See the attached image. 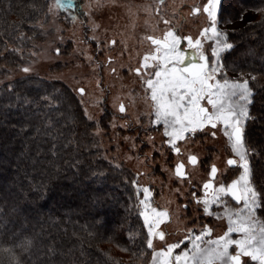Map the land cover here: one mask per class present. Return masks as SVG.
I'll return each mask as SVG.
<instances>
[{
    "label": "trees",
    "instance_id": "trees-1",
    "mask_svg": "<svg viewBox=\"0 0 264 264\" xmlns=\"http://www.w3.org/2000/svg\"><path fill=\"white\" fill-rule=\"evenodd\" d=\"M46 7L47 0H0V264H17V259L19 264H124L109 244L138 258L143 255L141 263L151 264L137 205L143 192L132 168L122 159H106L94 124L71 86L18 71L25 53L15 47L29 46ZM228 7L234 16L241 7L256 12L257 18L244 35V29L233 33L218 23L233 45L221 53V63L230 72L264 75V0ZM12 68L17 72L11 76ZM258 82L250 81L254 119L248 122L247 139L259 152L264 150L257 132L264 88ZM113 145L108 141V147ZM259 159L253 157L251 163L264 184ZM76 161L79 165L72 166ZM115 184L123 191L112 189ZM257 215L264 221V211ZM27 241L31 245L25 250L21 245Z\"/></svg>",
    "mask_w": 264,
    "mask_h": 264
},
{
    "label": "snow or ice",
    "instance_id": "snow-or-ice-1",
    "mask_svg": "<svg viewBox=\"0 0 264 264\" xmlns=\"http://www.w3.org/2000/svg\"><path fill=\"white\" fill-rule=\"evenodd\" d=\"M159 2L162 4L163 0ZM220 3L221 0H207L203 6L209 26L200 32V37L213 41L211 61L205 55L202 39L181 37L175 31L168 30L162 38H145L150 41L153 50L146 53L140 66L134 69L136 75L142 78L145 99L150 101V115L155 117L152 122L163 125V135L171 151L180 155L178 142L190 140L206 130L215 137L216 131L222 129L233 154L226 164L239 173L230 183H220L217 187L215 180L219 169L212 164L209 179L203 183L204 197L196 199L206 215H212L213 205L224 209L223 218L227 220L224 234L206 240L205 237H210L212 230L205 226L199 235L188 237L191 249L173 255L183 242L169 244L166 249L153 252L151 264H264V221L257 215L258 211H264V184L256 179L251 163L253 157L264 155V150L258 152L249 147L247 139L248 122L254 119L250 108L255 94L247 79L229 81L217 78L223 67L221 53L233 48L227 34L217 27ZM75 7L73 0H56L55 3L58 11L69 12L70 15ZM49 11H52L51 7ZM193 11L198 13L200 9L194 8ZM75 18L72 16V19ZM164 23L169 22L165 20ZM184 44L186 47H182ZM56 51L59 54V49ZM22 71L27 74L31 69L23 67ZM251 79L256 78L253 76ZM78 91L84 94L83 88ZM44 99L47 101L48 97ZM119 111H125L123 104ZM187 163L195 167L200 160L197 155L189 154ZM78 165L79 161H76L72 166ZM115 167L118 169L120 166ZM174 175L180 181L189 180L185 163L176 164ZM140 191L137 188V194ZM142 192L144 198L140 200L142 210L139 215L147 228V248L152 249L154 238L165 239V233L159 227L168 213L151 207L149 188L144 187ZM192 196L196 197V193L193 192ZM228 197L242 206L233 210L229 207ZM217 218H221L219 214ZM233 233L238 234V238H232ZM30 245L31 241H27L21 247L27 250Z\"/></svg>",
    "mask_w": 264,
    "mask_h": 264
},
{
    "label": "rangeland",
    "instance_id": "rangeland-1",
    "mask_svg": "<svg viewBox=\"0 0 264 264\" xmlns=\"http://www.w3.org/2000/svg\"><path fill=\"white\" fill-rule=\"evenodd\" d=\"M205 1L206 0H163V3L158 5V0H155V8L159 7V15H161V17H166V19L170 21L171 27L179 31L181 37L191 36L194 40L197 38L202 39L204 52L208 51L211 53L212 46H214L213 41L200 37V32L205 27L209 26L207 15H204L202 12L198 15H190V8L192 6L198 5L201 7ZM242 1L243 0H221L218 8L217 27L220 24L223 30L229 32L235 33L236 31L239 32V29H244L242 34L248 33V28L246 27L252 20L257 18V13L250 9H242L239 7V12L234 16L231 14L230 8L228 7L229 5L239 6ZM55 3L56 0H47L46 16L44 20H41L38 24V33L29 39V46L26 49L15 47L19 54L23 53V51L25 53V55L23 54L25 57H22V62H24V64L18 68V71H22L23 67H29L31 69L30 72L39 73L41 76L49 79L60 80L71 86L72 89H74L75 95L79 98L80 105L85 115L94 124L92 129L94 133L100 137V144L102 145L103 154L106 159L109 160V158L112 157H114L116 161L122 159L126 165L132 168L133 172L136 174H134L136 177V184L143 189L147 184L149 185L154 181V174L152 172L153 164L155 163V160L152 159L153 141L148 139L146 141L137 142L135 133H128L124 130L116 114L111 116L107 113L105 109L107 104H105V101L111 104L113 99L110 98L107 100L104 98L105 91H103V87L100 83L96 85V83L99 82V78L96 77L94 73L95 70H98L100 67L103 68L104 62L100 58V53L98 56H94L89 41L91 35L90 25L93 24L95 18L100 22L102 31L106 29L111 32L114 31L116 27L120 29L124 28L123 22L127 17V22L125 21V24H127L125 26L127 31H129L128 22L133 21V18H130L131 15L127 7L136 4L134 0H73V4L76 5V7L71 11L70 15L69 12L58 11L55 8ZM22 7L23 5H20L19 9L21 10ZM49 7L52 8V11H49ZM78 9L82 10L81 14H79L80 12ZM112 10H114V15L111 19H108L107 17L110 16ZM21 13L24 12L21 11ZM72 16L76 18L72 19ZM20 18H16L18 22L22 21ZM219 18H221V21H219ZM157 19L159 20L158 17L156 20ZM110 26L112 29H109ZM239 40L237 39L236 42H240ZM241 41L243 42V40ZM128 43H131V39L127 44ZM57 49H59V54H57ZM246 50L247 46L244 45L243 52ZM227 70L224 66L222 67L220 75L223 79L226 78L229 81H242L243 79H247L250 84L251 78L254 76L256 78L255 80L259 81L258 86L264 88V75L258 72H245L241 74ZM11 72L12 76L17 70L12 68ZM239 75L245 78L239 79ZM81 88L84 89L83 95L78 91ZM118 88H120V86H118ZM262 103V112L259 114L261 120L259 124L257 123V132L262 135V140L264 141V101ZM108 135L110 138L107 139L106 136ZM108 141L114 143L112 148L111 146L108 147ZM193 141L195 142L194 145L200 149L197 140L194 139ZM203 143H205L207 148L206 153L209 155V152L214 151L212 159L218 161V163L221 160L219 164L223 166L224 170L226 166L223 160L226 154H229V152L231 153L227 140L223 139L221 142L207 139ZM203 143L202 149L204 150L205 145ZM221 145L222 156L217 155L216 149L220 148ZM140 153L143 154L139 157L138 155ZM263 158L264 155H260L259 164L262 170V181H264V176H262V174H264ZM120 160L118 164H121ZM92 181H94V179H92ZM126 182L127 181H125V183ZM112 189L123 191L122 185L115 184ZM140 196L137 205L141 207L140 200H142L144 196L142 194ZM224 227H220L216 230L218 234L224 230ZM155 243L154 238L153 248L149 249L151 252L149 257L147 256L149 262H152ZM158 244L162 245L160 242ZM107 246L109 247V251L121 259L124 264H142L141 258L144 257L143 255L138 258L135 255H130L126 252V249L114 247L112 244ZM146 249L148 250L147 247Z\"/></svg>",
    "mask_w": 264,
    "mask_h": 264
},
{
    "label": "flooded vegetation",
    "instance_id": "flooded-vegetation-1",
    "mask_svg": "<svg viewBox=\"0 0 264 264\" xmlns=\"http://www.w3.org/2000/svg\"><path fill=\"white\" fill-rule=\"evenodd\" d=\"M134 2L136 5L127 7L131 15L130 18H133V21L128 22L129 31H127L125 26L127 17L123 18L124 28L116 27L111 32L106 29L102 31L100 22L96 18L93 24L90 25L91 32H89L91 35L89 41L94 56H98L100 53V58L104 62L103 68L100 67L94 73L99 78V82L96 85L100 83L103 91H105L104 98L107 100L113 99L111 104L105 101L107 105L105 106L104 104V106L107 113L111 116L116 114L123 125V129L128 133H135L137 142L148 139L153 141L152 159L155 160V163L153 164L152 172L154 181L149 185L147 184L146 187L149 188L152 194L150 197L151 207L157 209V211H166L168 213V217L165 218L159 227V230L165 233V239L161 241L155 238V251L166 249L167 245L182 241L181 247L174 250L173 255H176L181 251L191 249V240L188 237L190 235H199L205 226L212 230L211 236L205 237L206 240L215 239L218 235H223L227 230V220L223 218L224 209L222 207L213 205L211 208L212 215H206L203 212V206L196 203L197 198L204 197L203 183L209 179L211 165L215 164L219 169L215 180L217 187L220 183H230L239 173L230 169L226 164L227 159L233 157L232 153L226 154L223 160L226 166L224 170L223 166L219 164L221 160L218 163V161L212 159L214 151L209 152V155L206 153L207 148L205 143H203L205 140L210 139L222 142L223 139H226L223 136L222 129L216 131L215 137H212L211 133L206 130L205 132L197 133L190 140L178 142L181 154L177 155L170 150L169 145L166 143L167 138L163 135V125L153 124L152 121L155 117L150 115L152 111L150 101H146L142 78L136 75L134 69L140 66L143 56L153 50L150 41L145 39L147 36L162 38L168 30L175 31L177 35L180 33L176 28L171 27V23L166 17L159 15V7L155 8V0H134ZM157 3L158 5L161 4L159 0ZM206 3L207 0L201 7L198 5L192 6L190 15L203 13V6ZM194 8H199L200 12L195 13L193 11ZM113 12L114 10L111 11V17H107L108 19L113 17ZM203 14L206 15L205 13ZM157 17L159 20H156ZM165 20L169 23L165 24ZM109 29H112L111 26ZM130 39L131 43L127 44ZM112 41H115V43H112ZM182 47H186L185 44ZM205 55L209 57L210 61L212 60L211 53L205 51ZM217 78L223 80L220 74ZM121 104L125 107L124 112L119 111ZM194 139L197 140L200 149L194 145ZM202 143L205 145L204 150L202 149ZM216 149L217 155L222 156V145ZM142 154L140 153L138 156L140 157ZM189 154L198 156L200 163L197 166L192 167L187 163ZM180 162L185 163V171L189 173L190 183L189 180L180 181L174 175L175 166ZM193 192L196 193V197L192 196ZM227 200L229 207L233 210L242 206L237 205L230 197ZM218 214L221 218H217ZM220 227H224V230L218 234L216 230ZM232 238H238V234L233 233ZM159 242L162 245H159Z\"/></svg>",
    "mask_w": 264,
    "mask_h": 264
}]
</instances>
